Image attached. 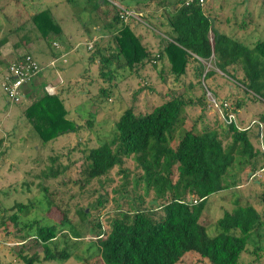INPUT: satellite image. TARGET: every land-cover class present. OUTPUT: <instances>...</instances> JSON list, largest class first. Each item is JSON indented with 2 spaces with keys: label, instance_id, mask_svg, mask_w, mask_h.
Segmentation results:
<instances>
[{
  "label": "trees",
  "instance_id": "obj_1",
  "mask_svg": "<svg viewBox=\"0 0 264 264\" xmlns=\"http://www.w3.org/2000/svg\"><path fill=\"white\" fill-rule=\"evenodd\" d=\"M186 1L115 0L107 5V0H97L92 8L104 28L99 27L98 36L93 40L91 33L87 35L90 40L88 59L96 63L103 82L90 98L92 103L104 104L108 98L116 96L119 80L131 73L140 75L147 65L155 69L161 63L158 78L162 85H170L161 93L158 103L147 110L140 111L134 105L125 107L104 138L81 150L84 182L106 176L118 166L122 184L114 191L123 199L131 172L123 164L132 158L136 170L131 182L135 189L143 190L137 199H132V210L118 209L107 218L105 226L99 221L94 224L98 230L94 235L102 264H177L187 252L198 253L210 264H238L242 253H254L259 257L264 250L261 242L264 209L260 212L250 203L241 205L240 198L234 200L233 208L224 209L219 215L217 232L213 235L207 233L206 224L200 221L208 196L237 184V180H224L237 154L239 168L248 170L251 179L261 178L257 172L264 171V148H256L253 138L262 137L264 110L247 124L224 119L222 127L206 123L197 129L202 118L199 115L192 120L191 127L184 128L189 107L190 111L199 106L201 110L223 112L204 98L207 89L212 91L221 108L223 101H227L235 116L238 108L244 106L245 97L264 102V38L248 44L235 34L220 31L217 17L204 9V4ZM145 7L153 12L150 21L145 20ZM60 18L53 15L49 6L30 12L0 37V47L7 42L8 34L18 32L21 26L31 22L46 45L62 51L59 45L67 47L68 36H64ZM83 27L89 32L88 24ZM148 32L153 33V38L149 39ZM20 37L13 42L14 48L28 43V35ZM62 55L53 57L55 65H50V61L49 65L55 68L56 59ZM26 56L33 57L39 64L34 76L39 74L42 66L39 61L31 53L22 52L7 63L1 88L9 63ZM208 61L210 66L205 64ZM190 64L194 71L192 79ZM218 76H224L228 82L227 79H231L230 83L235 84L239 94L231 100L226 97L218 100V91L214 89L219 85ZM181 86L183 90L177 92ZM196 90L200 92L197 94ZM24 110L39 140L38 147L52 148L58 138L81 128L77 116L70 115L71 109L65 106L58 93H44ZM253 123L257 128L250 133ZM73 150L68 148L65 153ZM65 153L50 156L51 165L40 175L43 179H54L61 173L67 175L75 159L67 156V162L61 160ZM261 184L262 190L249 196L259 203L264 202V181L261 180ZM51 188L41 185L39 198L17 200L8 207L2 205L0 225L7 227L11 223L14 226L5 236L10 235L16 244L30 240L40 245L44 260L64 261L77 244V241L68 240L80 238L83 232L70 214V201L56 200ZM150 192L153 193L151 200H158V203L148 200L145 206ZM105 199L100 194L95 204ZM86 208L79 206L74 210L79 219L89 215ZM38 210L41 215H31ZM55 210L59 212L58 218L48 215ZM101 227L103 231L99 232ZM59 237L65 243L62 247L58 244ZM250 244L253 249L249 248ZM18 254L24 264H35L41 259L37 253L23 255L22 249Z\"/></svg>",
  "mask_w": 264,
  "mask_h": 264
},
{
  "label": "rangeland",
  "instance_id": "obj_2",
  "mask_svg": "<svg viewBox=\"0 0 264 264\" xmlns=\"http://www.w3.org/2000/svg\"><path fill=\"white\" fill-rule=\"evenodd\" d=\"M96 1L0 0V37L20 22L22 14L25 11H29V7L31 10H37L49 6L54 16L61 17V23L66 33L71 34V36L67 34V45H72V49L67 52L66 56L64 54L58 59H61L63 62L67 61L66 64H72L71 69L76 78H79V74L86 69L83 83L78 84L81 85L78 87L81 90L74 93L77 97H70L66 101L67 106L71 109V116H77L81 128L58 138L53 142L52 148L38 147L39 140L36 139L35 130L32 129V126L26 119L19 117L21 109L28 101L24 100V97L18 102L10 101L5 97L0 88V216L3 213L2 205L8 207L17 200L27 201L39 198L42 196L41 185H50V187H53L51 189L55 193L56 200L70 201V214L74 217L73 220L83 232V236L80 238L74 239L71 237V240H68V242L77 241V244L72 247L71 256L64 261H54L42 258L44 253L40 245L33 244L30 240L23 244L21 242L16 244V241L10 235L5 236L7 231L14 229L11 223H8L7 227L0 225V264H24L23 259L18 254L20 249H22L23 255L37 253L41 259L36 261L35 264H102L97 253V242L94 234L98 230L94 227V224L99 221L102 226H105L107 218L118 209L132 210V199L136 198L139 193L143 194V190L141 188L135 189L131 182L136 170L134 167L135 162L132 158L126 159L123 164V167L131 171L128 177L130 182L127 185L126 196L123 199L120 198V193H115L114 191V189L119 188L122 184V174H118V166L112 168L106 176L93 179L89 183L84 182L82 178L83 153L81 150L85 147L96 145L104 138L111 130L113 121L125 107L134 105L140 111L147 110L152 105L158 103L161 93L163 94L170 86L162 85L160 78H158L157 71L161 67V63L159 65L157 63L158 68L154 69L147 65L140 75L131 73L125 79H120L117 83L116 96H111L104 104L96 105L90 101V98L94 97L93 95L98 92L100 85L103 84L101 78L98 76L96 63L87 58L89 55L87 47L89 41L87 34L83 30V26L87 24H92V27L98 25L103 28L99 15L92 9ZM111 2H115V0H107L106 4L110 5ZM204 9H209L210 14L217 17L218 22L216 25L220 31L235 34L239 39L248 44L264 38V0H206ZM143 10H146V15L144 14L145 20L150 21V13L153 14L151 8ZM96 31L95 27H93L92 36L93 34H97ZM152 35V32H148L147 34L149 39L153 38ZM9 37L13 38L14 34L11 33ZM58 59H56L57 65L61 63V60ZM75 60L79 61L75 63ZM53 63L55 64V60ZM205 64L210 66L211 63L208 61ZM189 70L192 76L190 79H192L194 78L193 64H190ZM219 74L222 73L219 72ZM53 76L54 78L57 77L54 71ZM61 76L68 83L70 82L71 77L68 79L65 75ZM223 78L225 77L221 76L220 78L218 76L216 78V81L219 83L214 88L216 92L218 91L216 97L218 100L223 97L231 100L233 96L235 97V95L239 94V91L236 92L235 84L230 83L232 82L231 79H227L229 80L228 82ZM108 84L106 83L105 85ZM140 87L143 88L140 89ZM232 87L233 90L230 89ZM182 90L181 86L177 89V92H181ZM207 90L204 98L208 100V95L213 94L212 91L209 90V93ZM220 90L223 92H219ZM199 92V90H196L197 94ZM240 93L243 94V92ZM238 109L236 121L247 124L259 112L264 110V102L245 97L244 106ZM199 115L202 118L197 124V129H200L206 123L209 126H223L224 118L220 112H213V110L208 108L201 110L198 106L192 109V111H190V107L188 108V118L186 119L187 122L184 124V128L191 127L192 120L196 119ZM251 127L250 133L257 128L256 123H253ZM261 131L263 133L262 137L253 138V142L256 148L263 149L264 125H262ZM68 148L74 150L66 154L65 152ZM59 153H65L62 154L61 160L67 162V156H70L71 159H75V163L69 168L67 175L61 173L57 178L43 179L44 177L42 178L40 175L42 171L47 170L46 168L51 165L50 156ZM238 157L237 154L236 161L229 168V174L224 175V180H227V178L237 180V184L210 194L206 200L200 221L206 224V230L209 235L217 232V218L219 215H222L224 209L233 208L234 200L237 198H240L239 204L241 205L250 203L260 212L262 211L261 209H264V202L259 203L254 198L249 197V194L255 196L262 190L260 185L255 184V182L258 180L264 181V171L261 173L263 175L261 178H249V171L245 168H239L237 164ZM175 178L176 176L173 177L174 180ZM230 193H235V198ZM100 194H103L106 199L102 203L97 201L95 204V201L100 198ZM152 195L153 193L150 192L146 196L145 206H147L148 200L149 202L158 203V200H151ZM189 199H191V196H189ZM79 206H87L86 210L89 212V215L84 219H79V215L74 213V210ZM38 207L40 209V206ZM39 211H32L31 215H41ZM48 215L58 218L59 212L55 210L48 213ZM262 221L264 222V216ZM100 231H103V227H101ZM59 241V247L64 246L65 243L61 237H59ZM261 242L264 245V237ZM249 248L253 249L254 246L250 244ZM177 264L210 263L196 252H187ZM238 264H264V250L260 253L259 257L254 253H242Z\"/></svg>",
  "mask_w": 264,
  "mask_h": 264
},
{
  "label": "crops",
  "instance_id": "obj_3",
  "mask_svg": "<svg viewBox=\"0 0 264 264\" xmlns=\"http://www.w3.org/2000/svg\"><path fill=\"white\" fill-rule=\"evenodd\" d=\"M34 11H36V10H31V8L29 7V11H25L22 14L23 19H25L29 15L30 12H34ZM91 25H88L89 32L88 31L86 32V27H83L84 32L86 34L88 33L87 35H89L90 33L92 35V28L93 27H95L96 30L99 29L98 25H95L93 27ZM27 30H30V31H27ZM64 32H65L64 36L67 34L69 36H71V34L66 33L65 30H64ZM12 34H14V37L13 38L9 37V35H11V34H9L7 36V42L0 47V88H1L2 77L4 75L5 67H6L7 63L10 60L14 59L20 53H22V52L31 53L39 61V63L42 65L38 76L36 75L33 77L32 80H34V81L31 80L30 82L26 83L22 87L23 95L25 98L24 100H26L28 102L21 109V111L19 113V117H23L27 121V118L24 114L25 107L27 105H29V103H31L32 100L42 96L44 93H48V94L58 93V95L63 100L65 106H67V104H66L67 99L70 97L76 98L77 96L74 93L81 90L78 88L81 85H78V84L83 83L84 73H85L86 69H85V71H82L79 74V76H78L79 78H76L75 75L73 74L72 69H71L72 64L71 65H70V63L66 64L67 61L63 62L61 59H58V60H61V63H59L57 65L59 67L56 66L55 68H53L49 65V61L53 57L60 56L61 54H65V56H66L67 52L70 49H72L73 46L72 45H69V46L66 45L67 47H65L63 45H61V46L59 45V47H61L62 51H59L58 50L59 48H56V47L54 49L50 48L48 45H46L45 41L40 38V36L38 35L39 32H37V31H35V29H33V24L31 22H27L25 25H23L19 28L18 32L12 33ZM24 35H28V37H29L28 43L23 42L24 44H20L19 47L14 48L12 45L13 42L18 41L19 37L24 36ZM97 36H98L97 34H95V35L93 34L91 40L95 39ZM88 41H90V40H88ZM64 48L66 51L64 50ZM87 58H88V56H87ZM78 61L79 60H75V63ZM53 71L57 75L56 78H54V76H53ZM62 73H65V74H62ZM61 75L67 76L68 79H70L69 77H71L70 82L68 83V81H66L65 78H63ZM86 82H88V81H86ZM87 91H88V88H87ZM67 107H69V106H67ZM71 114L72 113H70V115ZM261 173L262 172L258 173L259 177L263 176V175H261ZM249 175H250V172H249ZM255 184L260 185V187L262 188L261 180H258L257 182H255ZM230 194H232V193H230ZM249 195H252V194H249Z\"/></svg>",
  "mask_w": 264,
  "mask_h": 264
},
{
  "label": "built area",
  "instance_id": "obj_4",
  "mask_svg": "<svg viewBox=\"0 0 264 264\" xmlns=\"http://www.w3.org/2000/svg\"><path fill=\"white\" fill-rule=\"evenodd\" d=\"M205 1L206 0H187L186 2H198L199 4L203 5ZM53 62L54 59L50 61V65L54 66L55 64ZM38 70L39 64L31 56H26L24 59H18L15 62L13 61L9 63L5 80L2 83L3 92L11 101H20V99L24 96L22 87L32 80L33 76L38 72ZM208 100L213 107H219L218 109L220 111L223 109V112L220 113L223 115V118L226 122L236 119V116L232 112V108H230V105L227 101H223V107L221 108L218 105L214 95L209 94Z\"/></svg>",
  "mask_w": 264,
  "mask_h": 264
},
{
  "label": "water",
  "instance_id": "obj_5",
  "mask_svg": "<svg viewBox=\"0 0 264 264\" xmlns=\"http://www.w3.org/2000/svg\"><path fill=\"white\" fill-rule=\"evenodd\" d=\"M153 201H155V200H153Z\"/></svg>",
  "mask_w": 264,
  "mask_h": 264
}]
</instances>
